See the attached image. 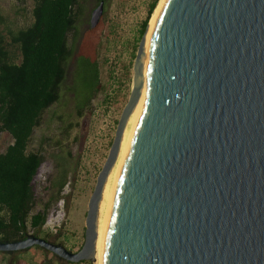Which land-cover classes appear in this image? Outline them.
<instances>
[{
    "label": "water",
    "instance_id": "1",
    "mask_svg": "<svg viewBox=\"0 0 264 264\" xmlns=\"http://www.w3.org/2000/svg\"><path fill=\"white\" fill-rule=\"evenodd\" d=\"M105 7L92 11L89 30ZM146 35L82 249L29 236L0 242V253L40 247L73 264L96 259L104 187L144 90L103 264H264V0H166L142 78Z\"/></svg>",
    "mask_w": 264,
    "mask_h": 264
},
{
    "label": "trees",
    "instance_id": "2",
    "mask_svg": "<svg viewBox=\"0 0 264 264\" xmlns=\"http://www.w3.org/2000/svg\"><path fill=\"white\" fill-rule=\"evenodd\" d=\"M103 1L108 6L112 0H15L11 14L22 18V24L0 8V132L13 140L0 154V242L24 240L31 232L37 237L46 224L48 210L35 213L33 190L44 156L30 151V144L45 113L62 99L72 69L70 91L79 116L102 90L103 21L84 38L79 25ZM159 2L150 7L142 36Z\"/></svg>",
    "mask_w": 264,
    "mask_h": 264
},
{
    "label": "rangeland",
    "instance_id": "3",
    "mask_svg": "<svg viewBox=\"0 0 264 264\" xmlns=\"http://www.w3.org/2000/svg\"><path fill=\"white\" fill-rule=\"evenodd\" d=\"M153 1L112 0L105 7L99 47L102 90L84 115L79 116L75 95L70 91L73 85L72 69L63 84L62 99L45 113L43 123L35 129L30 144V151L40 152L44 156V162L33 182V190L35 213L47 209L48 216L37 237L45 240L49 237L48 241L72 252L80 251L85 244L89 202L131 96L143 24ZM14 3L15 0H0V8L8 13L12 21L22 24V18L11 14ZM95 8H92L86 22L84 20L79 25L83 38L89 31L88 25ZM12 141L10 135L0 132V154ZM30 235L36 234L31 232ZM96 259L82 264H98ZM66 263L53 253L37 247L0 254V264Z\"/></svg>",
    "mask_w": 264,
    "mask_h": 264
},
{
    "label": "bare ground",
    "instance_id": "4",
    "mask_svg": "<svg viewBox=\"0 0 264 264\" xmlns=\"http://www.w3.org/2000/svg\"><path fill=\"white\" fill-rule=\"evenodd\" d=\"M165 1L166 0L160 1L157 10L154 12V16H153L151 25H150L149 30H148L147 35H146V55H145V58H144L143 63H142L143 64L142 65V72H143L142 78H144L145 69H146L147 63H148L150 40L152 38L160 10L163 7ZM144 63H145V65H144ZM143 67H144V69H143ZM143 97H144V90H143L142 98H141L139 104L137 105L136 109L134 110L133 114L131 115L129 122L127 124L126 130H125V133L123 136L122 144H121V149H120L118 161H117L116 165L114 166V168L112 169V171L110 172L109 177H108L107 182H106V185L104 187L103 197H102V200H101V203L99 206V216H98V221H97L98 240L96 242V249H97V255H96L97 259L96 260L98 261V264H103V254L102 253H103V246H104V237H105V234H106L108 227H109L110 214H111V210H112L113 192H114L115 185L117 182L120 167L124 161L126 151H127L128 147L130 145V142H131V138H132L134 128H135V125L137 122V118H138V115L140 112Z\"/></svg>",
    "mask_w": 264,
    "mask_h": 264
}]
</instances>
